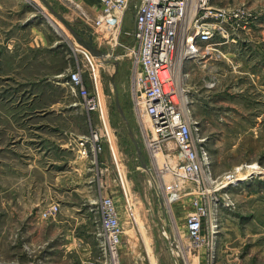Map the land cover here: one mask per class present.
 <instances>
[{
    "label": "rangeland",
    "instance_id": "rangeland-1",
    "mask_svg": "<svg viewBox=\"0 0 264 264\" xmlns=\"http://www.w3.org/2000/svg\"><path fill=\"white\" fill-rule=\"evenodd\" d=\"M73 1H20L29 11L26 28L21 27L22 7L0 0V264H78L73 256L65 263L47 260L42 252L53 231L37 238V225L29 228L39 209L62 198L57 184L73 180L74 174L68 173L56 180L67 165L53 161L77 157L79 166L90 165L88 176H94L98 222L103 196L118 197L123 186L131 196L136 224L124 223L122 264H264V0H214L217 6L246 9L252 21L220 46L198 44L199 54L186 63L190 119L197 128L203 171L199 179L183 181L173 172L178 159L168 156L148 117L134 111L131 56L120 45L80 28L91 11ZM13 8L19 12L10 13ZM55 13L62 14L61 21ZM132 19L126 20L129 30ZM50 23L59 32H38ZM92 35L94 49L102 55L97 59L113 57L100 74L116 160L110 143L89 160L55 151L58 141L87 137L97 129L96 114L69 82L72 72L83 71L84 85L91 86L84 54L90 51L84 43ZM120 43L132 46V39L122 35ZM229 173L245 179L237 187H225ZM81 196L78 201L88 200L86 194ZM196 200L207 211L202 224L205 244L198 249L190 246L187 233ZM93 258L95 264L105 263L100 246Z\"/></svg>",
    "mask_w": 264,
    "mask_h": 264
},
{
    "label": "built area",
    "instance_id": "built-area-1",
    "mask_svg": "<svg viewBox=\"0 0 264 264\" xmlns=\"http://www.w3.org/2000/svg\"><path fill=\"white\" fill-rule=\"evenodd\" d=\"M99 3L100 14L95 18L86 16V23L96 35L120 45L131 56L130 96L135 113L148 117L152 133L163 142L168 156L178 159L179 164L173 171L176 178L180 181L199 179L203 163L194 135L197 128L190 119L187 88L190 73L186 63L199 54L198 44L206 48L220 46L236 31L247 29L252 21L251 13L242 8L214 5V0H99ZM131 16L132 29L129 30L125 24ZM122 35L132 39V46L120 43ZM84 54L89 64L91 86L84 85L83 71L72 72L69 82L98 121L95 132L79 138L80 153L95 158L110 143L116 160L112 145L114 133L100 74V67L107 62H100L90 52L84 51ZM239 179L237 174L229 173L224 186L237 187ZM122 195L124 219L113 197L103 196L99 206L101 219L97 235L104 264H122L124 223L136 224L135 207L124 186ZM59 213L60 205L55 203L42 210L40 217L54 219ZM206 215L205 207L196 200L195 209L187 219L191 247L198 249L205 244L202 224Z\"/></svg>",
    "mask_w": 264,
    "mask_h": 264
},
{
    "label": "crops",
    "instance_id": "crops-1",
    "mask_svg": "<svg viewBox=\"0 0 264 264\" xmlns=\"http://www.w3.org/2000/svg\"><path fill=\"white\" fill-rule=\"evenodd\" d=\"M22 0H13V3L16 4L17 8L22 7V10L20 15L22 17L21 20H23L21 27L26 26L27 23L30 22V18L28 17L29 11L27 8H23V4H21ZM73 4L81 5L83 4L86 6L90 12V15L81 14L82 16L85 15V17L89 18H95L98 17V15L101 12V6L99 3V0H74L72 2ZM27 6V4H25ZM2 5L0 3V9H2ZM10 13H18V11L14 10V8L11 10ZM58 18L61 13H55ZM25 19L23 16H25ZM28 15V16H27ZM62 15V14H61ZM60 15V16H61ZM62 19V16H61ZM59 18V20L61 21ZM84 19V17L82 18ZM85 20V19H84ZM87 20V18H86ZM27 24V25H26ZM49 26L47 30L46 29H39L38 32H59L57 30L58 26H55L57 28H54L53 25L48 24ZM88 28V32H93V29L88 24H82V27L80 28ZM12 29V28H11ZM30 29V28H29ZM60 29V28H59ZM37 31V30H36ZM10 32V30H8ZM16 32H18V28H16ZM35 32V31H34ZM101 66L100 68H102ZM70 137V136H67ZM79 138L81 137H70L69 140H61L58 141L56 144L57 147H55V151L60 152H73L77 153L82 159L87 158L89 160L90 157H87L85 155H82L80 153V147L78 145ZM85 157V158H83ZM37 160H32V162H36ZM87 161V160H86ZM54 165H61L59 167H62V165H67L66 171H61L57 174L56 180L60 181V179H63V177H68L66 175L67 173L69 176H72L73 174V180L70 182H66L64 185L61 183H58L57 186H59V190L57 189L58 196L62 197L57 201L60 205V213L58 216L54 219H47L43 220L40 216L37 217V221L35 222L32 216V222L29 223V228H33L37 225L35 229H37V238L40 236L43 231L44 233L46 231L52 230L53 234L51 236V240L47 242L46 247L44 248L42 254L45 256L47 260H60L62 263L65 262H71L72 256L75 257V259L78 261V264H95L93 262V257L97 255V252L99 250V238L96 232V228L98 230L99 222L97 221V214H98V200L96 199V196L94 194V187H95V180L94 176L90 177L88 175H91V167L90 165L82 164V166H79L78 157L76 160H61L60 162L53 161ZM52 162V163H53ZM89 163V161H88ZM86 166V167H85ZM70 170H67V169ZM85 178L89 179L88 182H82L85 180ZM84 179V180H83ZM102 189L100 192L103 194V189L106 188L104 185V182L100 183ZM86 185V187H85ZM99 187V185L97 184ZM85 187V189H84ZM86 194L87 201L81 202L78 201L79 197H82L81 195ZM121 196V199H120ZM118 197H113L117 206L119 207V210L121 211V214L124 219V199L121 192V195ZM39 201V200H38ZM38 206V205H37ZM43 209V208H42ZM42 209H39V214L41 213ZM47 222V224H45ZM45 225H47L45 227ZM48 229V230H46ZM88 230H90V236L88 237ZM127 233L125 228V234ZM35 234L32 232V236ZM125 237V236H124ZM36 238V239H37ZM125 239V238H124ZM123 239V243L125 244ZM32 240V239H31Z\"/></svg>",
    "mask_w": 264,
    "mask_h": 264
},
{
    "label": "water",
    "instance_id": "water-1",
    "mask_svg": "<svg viewBox=\"0 0 264 264\" xmlns=\"http://www.w3.org/2000/svg\"><path fill=\"white\" fill-rule=\"evenodd\" d=\"M59 18L61 19V16H60V15H59ZM67 27L70 28L69 26H67ZM70 30H71V29H70ZM72 32H74V31H72ZM78 37H80V36H78ZM80 38H81V37H80ZM84 45H85V47L90 51V53L92 54V56H102V55H100V54L98 53V49H97V48L94 49V46H93V35L90 36L89 41H88V42H85ZM103 56H104V55H103ZM118 98H119V97L117 96V106H118V110H119L120 114H122V116H123V114H124V113H123V109H122V107H121V104H120V101H119ZM131 138H132V140H133V142H134V144H135V146H136V149H137L138 154L141 155V151H140L139 144H138V142L136 141V139H135L133 133H131ZM143 166H144V168L146 169V165L144 164ZM163 231L165 232L164 227H163Z\"/></svg>",
    "mask_w": 264,
    "mask_h": 264
},
{
    "label": "bare ground",
    "instance_id": "bare-ground-1",
    "mask_svg": "<svg viewBox=\"0 0 264 264\" xmlns=\"http://www.w3.org/2000/svg\"><path fill=\"white\" fill-rule=\"evenodd\" d=\"M111 56H112V55H110V54H109V55H106V58H104L102 61H103V62H107V63H108V62H111V61L113 60V57H111ZM97 57L99 58L100 56H95V58H97ZM159 147H160V146H158V148H159ZM160 148H161V147H160ZM161 149H162V148H161ZM154 151H155V150H154ZM156 151H157V150H156ZM160 152H161V151H160ZM158 153H159V152H158ZM157 155H158V154H157ZM157 155H156V156H157ZM157 157H158V156H157ZM160 165H161V164H160ZM162 169H163V167H162ZM122 179H123V177H122ZM241 179H245V177H243V178H241ZM241 179H240V180H241Z\"/></svg>",
    "mask_w": 264,
    "mask_h": 264
}]
</instances>
